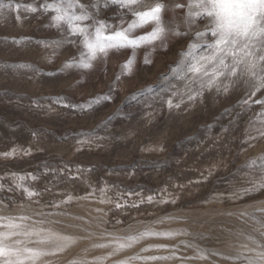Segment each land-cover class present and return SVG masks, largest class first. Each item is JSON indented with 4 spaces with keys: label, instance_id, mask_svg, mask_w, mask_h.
<instances>
[{
    "label": "rangeland",
    "instance_id": "rangeland-1",
    "mask_svg": "<svg viewBox=\"0 0 264 264\" xmlns=\"http://www.w3.org/2000/svg\"><path fill=\"white\" fill-rule=\"evenodd\" d=\"M54 2L0 0V217L78 238L64 251L28 243L47 253L38 264H246L240 252L264 251V188L254 187L264 182V89L239 79L227 92L202 88L187 72L189 44L201 55L213 39L195 35L208 21L188 19L190 0H146L163 6L157 38L83 68L84 37L55 26L44 11ZM80 3L90 32L95 21L109 35L135 19L112 0ZM149 230L175 235L110 255L111 241ZM148 256L171 259L137 258Z\"/></svg>",
    "mask_w": 264,
    "mask_h": 264
},
{
    "label": "snow or ice",
    "instance_id": "snow-or-ice-1",
    "mask_svg": "<svg viewBox=\"0 0 264 264\" xmlns=\"http://www.w3.org/2000/svg\"><path fill=\"white\" fill-rule=\"evenodd\" d=\"M113 3L119 4L126 8L135 19L127 28L114 31L105 35V28L110 27L103 21H95L92 25L93 31L90 32L89 26L83 25L82 22L93 19L88 7L80 0H55L54 3L47 4L44 11L54 10L53 21L56 27L66 24L70 28L72 35H82L83 43L86 49L81 53V61L78 66L91 68V61L95 60L98 53L108 54L109 50L124 48L127 46H138L141 42H147L157 38L163 31L159 26L163 6L160 3L150 5L146 0H112ZM96 7V5H90ZM17 7H20L19 5ZM182 7V5H177ZM188 19H206L203 32H197L195 35L204 37L210 33L213 38L207 44L208 51L205 54L197 55L193 49L198 47L197 44H189V51L184 54L190 57L187 64V72L193 74V79H200L201 87L211 89L221 87L225 92L229 90L231 83L237 79L244 80L250 84L255 91L264 89V0H195L189 3ZM79 9V13L77 12ZM147 9V10H141ZM37 9L32 7L31 11ZM155 21L157 27L144 36L131 38L128 34L137 27L146 26ZM87 59H83L84 57ZM134 62V57L127 63L130 68ZM147 62V61H146ZM72 66V65H66ZM207 77V81H203ZM228 81L229 83H224ZM191 98V97H190ZM171 106V101H169ZM11 155V153L7 154ZM264 160V157H261ZM253 164L255 161L252 162ZM20 180L23 177H19ZM264 181V177L261 178ZM254 187L264 188V182L254 185ZM32 195V193H29ZM28 217H0V220H6L7 224L3 225L8 231L0 232V264H38V261L47 253L38 247H28L27 244H45L54 243L57 251H64L77 242V237L64 235L62 233L52 232L50 229L43 228L38 230L24 231L22 223H16V220L24 221ZM47 232L46 235L42 233ZM33 235L38 239L33 241L29 239ZM164 235L172 236L174 233H158L145 231L135 236H128L126 242L120 240L111 241L115 244L113 253L115 254L125 248H131L145 236ZM14 236H24L25 241L15 240L9 242ZM251 239V237H249ZM109 244L94 245V247H109ZM157 247H165L158 245ZM246 251L252 252L255 249L248 248L247 245L241 246ZM264 248V245H260ZM147 251V249H145ZM246 264H264V251L256 252L253 256H244L240 252L235 258H242ZM146 260H164L171 257H137ZM201 258H204L201 256ZM101 259V258H97ZM72 264H82V262L73 261Z\"/></svg>",
    "mask_w": 264,
    "mask_h": 264
}]
</instances>
